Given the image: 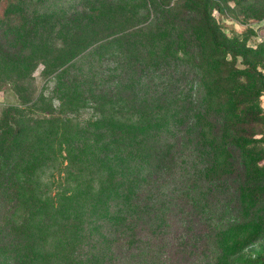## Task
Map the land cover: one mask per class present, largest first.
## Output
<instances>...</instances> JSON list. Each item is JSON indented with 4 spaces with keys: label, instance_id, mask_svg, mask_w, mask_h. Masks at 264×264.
I'll list each match as a JSON object with an SVG mask.
<instances>
[{
    "label": "trees",
    "instance_id": "1",
    "mask_svg": "<svg viewBox=\"0 0 264 264\" xmlns=\"http://www.w3.org/2000/svg\"><path fill=\"white\" fill-rule=\"evenodd\" d=\"M132 1L60 10L47 37L22 40L25 56L9 50L17 37L0 44V88L16 99L0 117V264H176L173 221L194 195L216 196L235 157L261 173L263 116L244 106L264 87V54L237 48L225 20L263 19L264 0ZM170 64L197 76L195 120L175 94L138 96L141 77ZM239 191L245 206L264 195ZM260 229L217 231L211 255L264 264V249L241 254Z\"/></svg>",
    "mask_w": 264,
    "mask_h": 264
},
{
    "label": "rangeland",
    "instance_id": "2",
    "mask_svg": "<svg viewBox=\"0 0 264 264\" xmlns=\"http://www.w3.org/2000/svg\"><path fill=\"white\" fill-rule=\"evenodd\" d=\"M128 0H0V44L9 43L17 37L18 43L10 51H15L18 55H28V42H37L48 36L45 34L43 23L48 22V18L55 20L60 10L64 9H91L101 7L107 3L112 10L121 9ZM131 0V4H132ZM133 5H138L135 2ZM137 19H129L135 21ZM118 22L119 19H114ZM230 26L226 33L232 43L237 47H249L250 53L257 56L264 54V18L259 21L225 20ZM28 40L24 45L22 40ZM15 42V41H14ZM21 47V48H18ZM8 50V48H7ZM1 53V52H0ZM237 66L242 68L240 58ZM264 76V61L258 67ZM6 70V69H5ZM42 65H38L31 73L34 76L35 84L42 86L44 79L41 78ZM29 73V76L31 75ZM28 79V76L26 77ZM197 76L193 72L186 70L181 64H170L154 72L142 76L138 85V96L148 98V93H168L167 96L175 94L188 102L187 120H195L197 108H200L197 94ZM51 83H48L50 86ZM251 86H256L250 84ZM15 96L10 92L8 85L0 88V117L5 107L15 104ZM244 108L252 113L263 116L260 123H254L253 129L258 133L254 138L261 140L260 146L264 149V87L260 96L245 104ZM234 158V156H233ZM237 171L235 177L227 178L223 184L218 186L216 196L205 198L194 195L189 202L188 210L182 214H177L173 221V232L180 237L181 244H185L186 253L177 256L176 264H225L219 262L216 256L213 257L212 236L223 228L238 223L251 222L261 227L255 240L248 247L244 248L241 254H252L264 249V195L252 201L249 206H245L240 198V188L242 186L261 187L264 194V159L258 162L261 173L251 177L250 173L240 168L238 158L235 157ZM234 162V163H235ZM241 173H244L245 178ZM238 187H240L238 189ZM191 204V206H190ZM179 242V240H177ZM218 253V252H217ZM216 253V254H217ZM187 256V258H186ZM236 255L227 254L229 260H233Z\"/></svg>",
    "mask_w": 264,
    "mask_h": 264
}]
</instances>
